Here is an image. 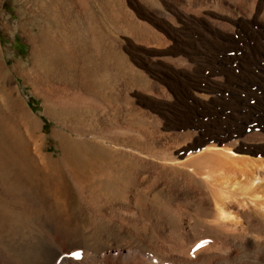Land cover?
I'll return each instance as SVG.
<instances>
[{"label": "bare ground", "instance_id": "bare-ground-1", "mask_svg": "<svg viewBox=\"0 0 264 264\" xmlns=\"http://www.w3.org/2000/svg\"><path fill=\"white\" fill-rule=\"evenodd\" d=\"M120 2L146 32H128L107 47L118 50L127 73L147 67L148 87L105 72L94 76L95 90L152 119L132 125L115 116L90 123V117L71 128L132 162L126 189L102 192V178L114 176L106 162L93 161V186L69 176L81 207L128 239L57 246L40 264H264V122L243 121L264 108V0ZM93 44L96 51L107 48L97 39ZM86 93L62 90L52 101L100 117L104 100ZM140 193L163 195L166 212L147 196L138 200ZM0 264L16 263L0 254Z\"/></svg>", "mask_w": 264, "mask_h": 264}, {"label": "rangeland", "instance_id": "rangeland-1", "mask_svg": "<svg viewBox=\"0 0 264 264\" xmlns=\"http://www.w3.org/2000/svg\"><path fill=\"white\" fill-rule=\"evenodd\" d=\"M126 16L120 0H0V254L16 264L46 262L57 246L120 244L128 239L81 207L69 176L72 173L93 186V168L106 162L114 176L102 178V192L117 195L115 189H126L133 182L132 162L123 155L110 156L86 141L91 136L71 131L90 117V123H102L105 118L103 122H110L115 116L132 125L152 119V113L142 109H132L136 115L132 114L125 102L111 101L115 110L107 107L111 102L95 88L94 76L105 72L128 74L140 85L137 88L149 83L147 67L140 65L138 71L127 73L118 50L107 47L124 42L129 33L146 32ZM95 39L107 48L96 51ZM62 90L87 92L97 101L103 99V107L113 111L106 109L100 117L90 112L85 117L76 110L58 108L52 100ZM254 102L250 100L251 105ZM253 109L250 119L243 121L264 122V108ZM146 196L140 193L137 199ZM147 198L158 211L166 212L163 195L153 193ZM77 254L81 257V252Z\"/></svg>", "mask_w": 264, "mask_h": 264}, {"label": "snow or ice", "instance_id": "snow-or-ice-1", "mask_svg": "<svg viewBox=\"0 0 264 264\" xmlns=\"http://www.w3.org/2000/svg\"><path fill=\"white\" fill-rule=\"evenodd\" d=\"M78 255V254H77Z\"/></svg>", "mask_w": 264, "mask_h": 264}]
</instances>
